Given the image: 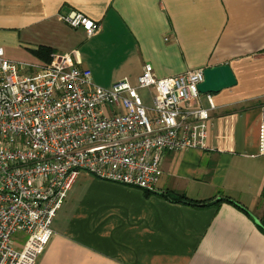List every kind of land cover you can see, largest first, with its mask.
I'll return each mask as SVG.
<instances>
[{"label": "crops", "instance_id": "0c3cea01", "mask_svg": "<svg viewBox=\"0 0 264 264\" xmlns=\"http://www.w3.org/2000/svg\"><path fill=\"white\" fill-rule=\"evenodd\" d=\"M72 12L101 33L88 37L63 23ZM0 47L36 68L46 64L40 49L71 55L104 88L135 83L145 65L158 79L228 65L237 81L211 94L209 144L228 127L230 150L166 154L155 192L195 203L229 199L248 213L91 178L81 197L65 201L35 264H264V0H0ZM197 104L209 108L204 96Z\"/></svg>", "mask_w": 264, "mask_h": 264}, {"label": "built area", "instance_id": "2783aa9c", "mask_svg": "<svg viewBox=\"0 0 264 264\" xmlns=\"http://www.w3.org/2000/svg\"><path fill=\"white\" fill-rule=\"evenodd\" d=\"M61 20L88 37L102 31L78 12ZM203 82L204 70L158 79L145 65L135 83L104 89L71 55L36 68L0 47V264L36 263L83 178L155 192L166 154L228 152V127L209 144L215 105ZM258 146L264 156V106Z\"/></svg>", "mask_w": 264, "mask_h": 264}, {"label": "water", "instance_id": "95a60500", "mask_svg": "<svg viewBox=\"0 0 264 264\" xmlns=\"http://www.w3.org/2000/svg\"><path fill=\"white\" fill-rule=\"evenodd\" d=\"M236 78L228 65L207 68L204 70V82L198 89L202 95L219 93L236 86Z\"/></svg>", "mask_w": 264, "mask_h": 264}, {"label": "trees", "instance_id": "16d2710c", "mask_svg": "<svg viewBox=\"0 0 264 264\" xmlns=\"http://www.w3.org/2000/svg\"><path fill=\"white\" fill-rule=\"evenodd\" d=\"M52 53L53 52L51 50L40 49L38 52H36V55L38 58L45 60L46 64H49L52 61ZM144 194L146 197H149L151 195H157L160 198L167 199V200H170V201L175 202V203H182V204H185V205H188V206H191L194 208H199V209L219 207V205L222 202H227V203H230L231 205L235 206L236 208L248 213L246 211V209H244L241 205H239L238 203L232 202L229 199H225L223 201H218L215 203H209V202L208 203H195V202L187 200L184 196H181V198H170L171 196H169L167 194L158 193V192H150V191H144Z\"/></svg>", "mask_w": 264, "mask_h": 264}, {"label": "rangeland", "instance_id": "374dc122", "mask_svg": "<svg viewBox=\"0 0 264 264\" xmlns=\"http://www.w3.org/2000/svg\"><path fill=\"white\" fill-rule=\"evenodd\" d=\"M97 85V84H96ZM99 86V85H98ZM114 86V85H113ZM113 86L111 87H108V88H104V89H112ZM84 179V180H83ZM81 180V182L78 183V185H76V187L74 188V190H72L71 194L69 197H73L74 195L77 196V197H81L87 187V184H88V181L91 179V178H83Z\"/></svg>", "mask_w": 264, "mask_h": 264}]
</instances>
